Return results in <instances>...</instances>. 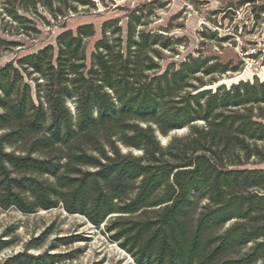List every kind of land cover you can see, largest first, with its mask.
I'll use <instances>...</instances> for the list:
<instances>
[{
    "label": "trees",
    "instance_id": "1",
    "mask_svg": "<svg viewBox=\"0 0 264 264\" xmlns=\"http://www.w3.org/2000/svg\"><path fill=\"white\" fill-rule=\"evenodd\" d=\"M19 1L53 18L91 4ZM126 32L104 22L89 66L88 23L60 32L56 54L47 45L0 68V208L81 215L135 264H264V169L245 168L264 162V81L206 87L224 65L189 55L162 67L169 39Z\"/></svg>",
    "mask_w": 264,
    "mask_h": 264
},
{
    "label": "rangeland",
    "instance_id": "2",
    "mask_svg": "<svg viewBox=\"0 0 264 264\" xmlns=\"http://www.w3.org/2000/svg\"><path fill=\"white\" fill-rule=\"evenodd\" d=\"M90 1L87 7L74 5L53 18L46 8L24 12L18 7L19 0H0V39L8 42L0 47V68L47 45L55 49L60 32L74 33L77 26L88 23L95 33L84 41L89 66L93 45L102 37L103 23L113 20L123 39L129 24L135 31L162 34L169 39L170 49H161L162 67L184 61L189 55L208 59L209 64L224 65V74L202 78L206 87L240 80L264 81V0H248L245 5H240L243 0ZM11 5L25 21L15 22L7 15L5 8ZM187 133L179 129L159 136V142L163 146L171 138ZM131 153L139 154L136 150ZM245 168L264 169V162L251 159ZM2 245L6 247L0 250V264L16 263L13 259L24 252L41 257L34 264H135L124 249L111 241L103 226L95 227L83 216L69 215L61 208L33 215L0 208Z\"/></svg>",
    "mask_w": 264,
    "mask_h": 264
},
{
    "label": "water",
    "instance_id": "3",
    "mask_svg": "<svg viewBox=\"0 0 264 264\" xmlns=\"http://www.w3.org/2000/svg\"><path fill=\"white\" fill-rule=\"evenodd\" d=\"M237 82H238V81H237ZM220 84H223V82L219 83V85H220ZM219 85H217V86H219Z\"/></svg>",
    "mask_w": 264,
    "mask_h": 264
}]
</instances>
